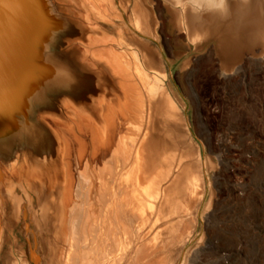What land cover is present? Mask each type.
Listing matches in <instances>:
<instances>
[{
    "label": "bare ground",
    "instance_id": "1",
    "mask_svg": "<svg viewBox=\"0 0 264 264\" xmlns=\"http://www.w3.org/2000/svg\"><path fill=\"white\" fill-rule=\"evenodd\" d=\"M261 21L257 0H0V264H186L205 189L172 68L190 99L213 43L233 127L264 88Z\"/></svg>",
    "mask_w": 264,
    "mask_h": 264
},
{
    "label": "rangeland",
    "instance_id": "2",
    "mask_svg": "<svg viewBox=\"0 0 264 264\" xmlns=\"http://www.w3.org/2000/svg\"><path fill=\"white\" fill-rule=\"evenodd\" d=\"M209 49H215L213 43L204 52L191 53L200 63L195 65L192 82L196 88L193 84L189 87L190 99L175 79L179 66L172 68L181 114L196 147L194 158L187 159L186 177L188 182L198 183L200 189L202 186L205 189L200 218L195 225L188 221L184 230L187 246L198 245L186 264H264V88L260 92L256 85H249L247 92L237 96L243 100V106L238 112L237 124L230 127L228 103L217 93V74L212 68L208 70L210 65L203 59ZM217 106H220L219 112ZM226 128L234 130L226 134V150L221 151L218 140L221 130ZM212 198L219 202L216 220L209 224L204 212ZM208 233L216 237L214 244L199 246ZM227 253L231 255L225 256ZM179 258L176 255L166 259V264H177Z\"/></svg>",
    "mask_w": 264,
    "mask_h": 264
},
{
    "label": "clouds",
    "instance_id": "3",
    "mask_svg": "<svg viewBox=\"0 0 264 264\" xmlns=\"http://www.w3.org/2000/svg\"><path fill=\"white\" fill-rule=\"evenodd\" d=\"M225 6H228V0H224ZM257 9L260 13H264V0H257ZM260 28L264 30V21L260 22Z\"/></svg>",
    "mask_w": 264,
    "mask_h": 264
}]
</instances>
